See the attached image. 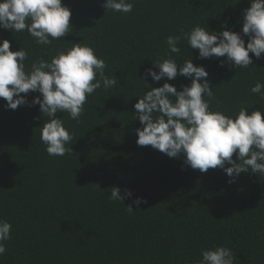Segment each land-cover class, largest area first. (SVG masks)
<instances>
[{
	"label": "trees",
	"instance_id": "obj_1",
	"mask_svg": "<svg viewBox=\"0 0 264 264\" xmlns=\"http://www.w3.org/2000/svg\"><path fill=\"white\" fill-rule=\"evenodd\" d=\"M103 2L62 0L72 11V31L51 47L36 44L26 30L0 28L11 50H27L29 66L83 41L105 60V74L118 80L88 96L79 122L57 113L73 134V151L62 157L48 155L40 140L47 117L38 105L12 110L0 98V220L11 224L0 264H197L201 249L219 245L233 250L235 264H264V175L249 171L228 183L219 167L194 170L183 156L138 146L135 129L142 126L132 120L146 85L137 77L151 60L167 58L166 38L196 25L219 32L224 20L239 32L248 0H135L127 14L106 12ZM181 52L172 54L178 63L190 58L186 42ZM191 54L209 73L217 98L212 109L218 102L230 115L242 104L264 110V100L250 93L257 81L264 83V59L235 69L221 67L223 57ZM147 79L152 87L165 82ZM168 82L178 90L191 83L180 75ZM38 95L30 92L27 99ZM114 186L132 197L112 201ZM136 197L146 202L137 206Z\"/></svg>",
	"mask_w": 264,
	"mask_h": 264
},
{
	"label": "clouds",
	"instance_id": "obj_2",
	"mask_svg": "<svg viewBox=\"0 0 264 264\" xmlns=\"http://www.w3.org/2000/svg\"><path fill=\"white\" fill-rule=\"evenodd\" d=\"M134 2L104 0L101 6L106 12L127 14L133 10ZM248 3L250 7L243 10L239 32L229 29L224 20L219 32L210 30L206 24L169 35L165 41L167 58L150 59L152 66L145 69L143 77H137L146 82L145 88L149 90L144 88L143 94L136 96L132 119H138L142 126L135 129L138 146H151L171 158L183 156L184 164L202 173L219 167L230 178L228 183H235L241 173L249 171L264 175V110L260 105L253 108L258 105L255 103L242 104L237 113L230 115L219 110L218 102L217 108L212 109L217 98L207 79L209 73L203 65L193 63L191 50H198L197 59L223 57L220 66L227 64L235 69L255 65L253 57L264 59V0ZM71 16V9L62 0H0V28L12 33L26 30L38 45L51 47L54 40L71 33ZM182 42L187 43L190 58L178 63L172 54H182ZM70 43V48L57 51L50 60L39 58L29 66L27 50L20 46L13 51L8 39L0 40V98L12 110L21 105L39 106L41 116L47 117L41 125L40 140L50 156L62 157L73 151V134L57 113H67L70 119L79 122L88 96L97 89L108 90L118 84L115 75L105 74L107 64L93 47L83 41ZM178 75L191 83L178 90L168 82ZM148 77L153 82H165L152 87ZM30 92L40 95L29 101ZM250 93L264 100V83L257 81ZM111 189L112 201L123 202L133 195L129 189L123 195L119 187ZM142 202H146L142 197L133 200L137 206ZM127 210L131 213L134 208L127 205ZM10 230L11 224L0 220V256L6 252L4 241L10 239ZM235 258L231 248L219 245L201 249L197 264H235Z\"/></svg>",
	"mask_w": 264,
	"mask_h": 264
}]
</instances>
